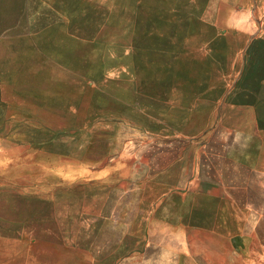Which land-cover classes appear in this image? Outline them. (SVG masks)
<instances>
[{"label":"rangeland","instance_id":"obj_1","mask_svg":"<svg viewBox=\"0 0 264 264\" xmlns=\"http://www.w3.org/2000/svg\"><path fill=\"white\" fill-rule=\"evenodd\" d=\"M0 264H264V0H0Z\"/></svg>","mask_w":264,"mask_h":264},{"label":"crops","instance_id":"obj_2","mask_svg":"<svg viewBox=\"0 0 264 264\" xmlns=\"http://www.w3.org/2000/svg\"><path fill=\"white\" fill-rule=\"evenodd\" d=\"M249 94V93H248ZM251 106V104H245V107H250ZM235 109H237L238 110V108L237 107H235ZM236 110V111H237ZM222 131V130H221Z\"/></svg>","mask_w":264,"mask_h":264}]
</instances>
